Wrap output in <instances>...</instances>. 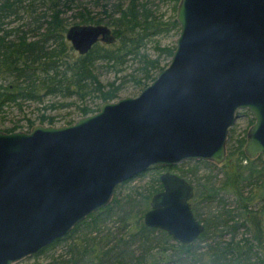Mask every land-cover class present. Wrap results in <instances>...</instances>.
Listing matches in <instances>:
<instances>
[{"label": "water", "instance_id": "obj_1", "mask_svg": "<svg viewBox=\"0 0 264 264\" xmlns=\"http://www.w3.org/2000/svg\"><path fill=\"white\" fill-rule=\"evenodd\" d=\"M176 13L171 61L139 95L70 124L0 130V264L64 238L152 166L221 163L240 108L255 116L246 155L264 152V0H179ZM65 37L81 54L116 40L101 23L71 25ZM160 180L144 224L192 243L205 229L190 204L194 186L170 171Z\"/></svg>", "mask_w": 264, "mask_h": 264}, {"label": "trees", "instance_id": "obj_2", "mask_svg": "<svg viewBox=\"0 0 264 264\" xmlns=\"http://www.w3.org/2000/svg\"><path fill=\"white\" fill-rule=\"evenodd\" d=\"M91 1L90 4L100 8L102 16L95 18L84 0H0V117L11 106L22 108L27 101H43L49 95L85 100L92 93L102 102L112 101L121 91V85L99 80L97 69L101 62L120 73L129 56H138L142 63L138 68L144 79L152 78V81L156 77L152 76L153 70L164 69L159 66V58L152 59L140 51L153 35L180 29L176 17L167 22L158 21L150 0ZM173 1L176 10L179 0ZM70 11L74 20L79 18L72 22L74 25L104 24L112 28L119 43L99 41L89 52L76 54L65 37L71 23L65 15ZM164 49L172 56L175 48ZM50 105L59 107L69 103ZM97 110L87 105L80 107L83 115ZM40 122L53 124L55 116L42 115ZM33 125L29 120L30 129ZM19 126L17 123L5 131H16ZM244 141H239L236 147V178L226 175L219 187L212 181V175L204 177L206 182L197 179V184H193L192 181L196 189L193 211L205 225L203 233L192 243H180L164 230L144 224L143 215L158 189L153 185L148 192L138 191L144 201L136 209L128 198L127 206L120 205L122 201L116 193L110 204L87 216L64 238L45 247L40 253L76 237L81 228L86 229L84 236H77L68 245L66 258H55L45 264H264V162L260 163V155L253 159L246 155ZM225 192L233 196L232 210L227 207ZM212 200H217L221 208L210 213L197 204ZM256 201L261 205L254 209L252 204ZM117 208H123L116 214L120 230L116 229L115 233L111 229L107 233L100 230L102 218L112 215ZM202 210L208 212L207 216H203ZM241 230L244 233L239 236ZM226 233L230 234L229 238L224 237Z\"/></svg>", "mask_w": 264, "mask_h": 264}, {"label": "rangeland", "instance_id": "obj_3", "mask_svg": "<svg viewBox=\"0 0 264 264\" xmlns=\"http://www.w3.org/2000/svg\"><path fill=\"white\" fill-rule=\"evenodd\" d=\"M91 0H84V3L87 4L89 8H91L92 14L95 18L98 16H102L100 12V8L97 6H93L90 4ZM150 7L152 8L153 14L155 18L160 22H167L172 20V18L177 16L176 10L174 9V1L173 0H150ZM178 6V5H177ZM73 11L66 13L65 17L69 18L70 26L74 25L72 22H76L78 19L74 20ZM13 25H16L14 22ZM12 25V26H13ZM180 29L173 28L170 31H163L161 34L153 35L149 40L145 41L144 46L141 48V53H145L150 58H159V66L165 67L167 66L172 56L166 54L165 49L166 47L176 48V39L179 36ZM119 39H116L115 43L109 44H118ZM102 43V42H101ZM78 54V52H75ZM140 58L129 56V60L126 64L123 65L121 68V72L118 73L113 69H108L105 63H100L98 65V78L104 84L114 82L116 84L121 85V91L118 93V96L113 99L117 100L119 98H123L126 96H137L139 95L145 86L152 82V78L144 79L143 73L138 68L141 65ZM159 69H155L152 72V76L157 75ZM142 79L139 83L137 79ZM154 81V80H153ZM148 82L147 85L144 84ZM53 102L54 104H59L60 102L69 103V105L59 106V107H51L50 103ZM102 101L95 97L92 93L87 96L85 100H79L76 96H69V97H61V96H53L49 95L48 97L44 98L43 101L33 102L27 101L22 104V108L18 106H11L6 109V113L0 117V130L5 131V129L9 126H13L15 124H19V130L28 131L30 126H28L29 120H32L34 125H38L40 122V117L42 115H52L55 116V122L53 125L60 126L62 124H70L71 122L76 121L77 119L83 116V113L80 111V107L82 106H90L94 110L100 108L102 105ZM237 119L236 121L230 126V130L227 137L226 149L227 154L225 159L221 163H216L215 161H208V160H189V161H182L177 166L171 168L159 167L158 169H148L146 172L137 175L132 179L127 180L118 185L116 188L115 194L117 193V197L121 199V204L123 206H127L126 203L127 198L130 200V205L136 209V205L139 202H143L138 191L140 192H148V189L151 186H156L157 192L163 189V185L159 182L161 173L170 171L176 173L182 177H184L187 181L191 179V183L193 184L197 182V179L204 180L205 176L212 175V181L215 182L216 186L219 187L222 185V180L228 175L230 179L236 178V166L238 163L237 156L238 152H236V147L239 145V141L245 139L244 145L246 143V136L248 130L251 128L252 124L255 121V116H253L252 112H250L246 108H240L237 110ZM44 125H48L47 123H41ZM33 125V126H34ZM243 145V149H244ZM235 150V152L233 151ZM231 151L233 153L231 154ZM259 156V155H258ZM257 156V157H258ZM260 163L264 162V152L260 154ZM246 161H244L245 163ZM161 181V180H160ZM206 182V180H204ZM190 182V181H189ZM192 184V185H193ZM197 184V183H196ZM196 189L194 188V193ZM248 191V189H246ZM155 192V193H157ZM257 193L259 191H256ZM113 195V197L115 196ZM154 194V193H153ZM152 194V195H153ZM195 195L191 198L190 204L192 209L196 205L194 201ZM226 202L228 209L234 208L235 202H233V196L231 193H226ZM151 204V199H150ZM201 208L205 211L213 212L219 208L221 205L217 203V200H212L211 202H198ZM253 208H258L261 204L259 201H256L255 204H252ZM129 206V205H128ZM150 206V205H149ZM151 208V206L149 207ZM123 208L114 209V213L111 215L109 214L107 217H103V224L100 227V230L103 232H108V229H111L116 232V229L120 230V222L118 218H116L117 212L121 211ZM149 210V209H148ZM194 210V209H193ZM202 210V211H203ZM203 211V216H207L208 212ZM194 212V211H193ZM195 215V212H194ZM133 219L132 217H129ZM199 221V220H198ZM200 222L204 224V221L201 219ZM84 228V227H83ZM86 229H82L76 233V237L72 239H65V241L59 242L54 246L48 248L43 253H39L37 256H29L23 258V260L16 262L15 264H45L51 262L55 258H61L68 256L66 252L68 245L72 243V240H76L77 236H84ZM244 231L241 230L239 232V236L243 234ZM108 235H114L113 233H108ZM107 235V237H108ZM230 234L226 233L224 237L229 238Z\"/></svg>", "mask_w": 264, "mask_h": 264}, {"label": "flooded vegetation", "instance_id": "obj_4", "mask_svg": "<svg viewBox=\"0 0 264 264\" xmlns=\"http://www.w3.org/2000/svg\"><path fill=\"white\" fill-rule=\"evenodd\" d=\"M103 102H104V101H103ZM98 110H99V108H98ZM98 110H97V111H98ZM93 113H94V112H93ZM161 184H162V183H161Z\"/></svg>", "mask_w": 264, "mask_h": 264}]
</instances>
